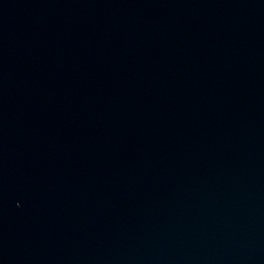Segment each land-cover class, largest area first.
<instances>
[{
	"label": "water",
	"instance_id": "water-1",
	"mask_svg": "<svg viewBox=\"0 0 264 264\" xmlns=\"http://www.w3.org/2000/svg\"><path fill=\"white\" fill-rule=\"evenodd\" d=\"M0 264H264V0H0Z\"/></svg>",
	"mask_w": 264,
	"mask_h": 264
}]
</instances>
